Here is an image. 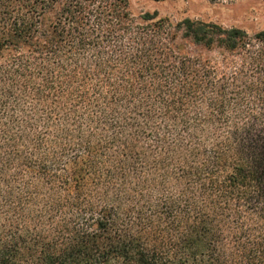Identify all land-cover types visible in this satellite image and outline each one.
Returning <instances> with one entry per match:
<instances>
[{"label":"trees","instance_id":"16d2710c","mask_svg":"<svg viewBox=\"0 0 264 264\" xmlns=\"http://www.w3.org/2000/svg\"><path fill=\"white\" fill-rule=\"evenodd\" d=\"M0 264H264V28L0 0Z\"/></svg>","mask_w":264,"mask_h":264},{"label":"rangeland","instance_id":"374dc122","mask_svg":"<svg viewBox=\"0 0 264 264\" xmlns=\"http://www.w3.org/2000/svg\"><path fill=\"white\" fill-rule=\"evenodd\" d=\"M134 13L158 11L172 21L190 17L236 25L247 30L264 28V0H129ZM199 48L188 45V50Z\"/></svg>","mask_w":264,"mask_h":264}]
</instances>
